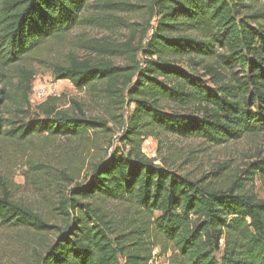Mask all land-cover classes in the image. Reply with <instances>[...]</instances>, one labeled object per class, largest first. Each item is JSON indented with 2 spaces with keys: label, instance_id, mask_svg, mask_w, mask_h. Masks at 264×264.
I'll return each mask as SVG.
<instances>
[{
  "label": "trees",
  "instance_id": "trees-1",
  "mask_svg": "<svg viewBox=\"0 0 264 264\" xmlns=\"http://www.w3.org/2000/svg\"><path fill=\"white\" fill-rule=\"evenodd\" d=\"M93 1L0 0V141L109 130L77 102L74 113L54 98L35 108L30 100L43 52L78 27L100 24L103 16L87 15ZM260 1L150 0L155 26L130 49L129 65L73 50L49 63L56 79L132 109L121 136L129 148L99 160L83 182L66 177L54 207L59 226L1 188L0 226L56 234L38 264H153L157 257L166 264H264V199L255 192L256 181L264 184V157L237 172L192 177L176 167L174 152L159 163L142 150L145 138L161 133L214 146L264 137Z\"/></svg>",
  "mask_w": 264,
  "mask_h": 264
},
{
  "label": "rangeland",
  "instance_id": "rangeland-1",
  "mask_svg": "<svg viewBox=\"0 0 264 264\" xmlns=\"http://www.w3.org/2000/svg\"><path fill=\"white\" fill-rule=\"evenodd\" d=\"M91 4L87 15L103 16L100 24L78 27L66 36L63 45H51V49L43 52L41 58L45 63L36 62L34 66L36 77L30 100L35 108L48 98H54L60 108L74 113L78 112L74 104L77 102L85 116L105 120L109 130H92L84 138L39 135L21 142L0 141V191L6 188L16 201L40 212L53 226L64 222L54 207L61 190L68 186L66 177L83 182L99 160L116 150L123 152L129 148L125 147L121 136L132 108L122 109L88 88L79 89L70 80L56 79L49 63L64 60L73 50L81 58L112 59L119 66H127L130 49L139 46L146 28V36L151 34L156 22L149 7L150 0H94ZM259 7L264 8V0L259 2ZM100 46L102 49H98ZM118 49L121 50L112 52ZM201 79L212 84L209 75ZM142 150L159 163L161 156L174 152L176 167L181 171L192 177L203 174L214 177L212 172H237L264 157V137L245 136L214 146L203 144L197 138L161 133L145 138ZM255 192L264 199V184L260 181H256ZM55 240L54 233L40 234L30 229L0 226V264H38L42 247ZM166 262L165 257H157L153 264Z\"/></svg>",
  "mask_w": 264,
  "mask_h": 264
},
{
  "label": "built area",
  "instance_id": "built-area-1",
  "mask_svg": "<svg viewBox=\"0 0 264 264\" xmlns=\"http://www.w3.org/2000/svg\"><path fill=\"white\" fill-rule=\"evenodd\" d=\"M155 261H156V259H155ZM155 261H154V262H155Z\"/></svg>",
  "mask_w": 264,
  "mask_h": 264
}]
</instances>
